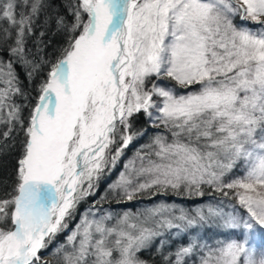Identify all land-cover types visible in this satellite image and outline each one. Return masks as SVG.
<instances>
[{"label":"snow or ice","instance_id":"1","mask_svg":"<svg viewBox=\"0 0 264 264\" xmlns=\"http://www.w3.org/2000/svg\"><path fill=\"white\" fill-rule=\"evenodd\" d=\"M50 7L49 0H0V48L11 54L0 60V139L23 135L16 183L0 198V264H42L46 237L66 227L94 178L148 134L135 126L140 114L161 131L111 186L118 199L191 197L206 185L225 196L232 190L243 214L235 205L193 214L159 202L138 215L85 217L68 236L71 249L56 250L57 264H146L138 253L159 229L194 234L212 222L233 230L230 237L214 246L197 237L174 264L194 252L200 264H264V250L250 239L264 230V0H70L71 19L55 17L65 35L58 57L33 62L27 41L43 35L36 29ZM12 56L30 66L29 76L47 65L27 122L12 99L24 95ZM153 80L199 88L178 94ZM237 162L244 171L226 179Z\"/></svg>","mask_w":264,"mask_h":264},{"label":"rangeland","instance_id":"2","mask_svg":"<svg viewBox=\"0 0 264 264\" xmlns=\"http://www.w3.org/2000/svg\"><path fill=\"white\" fill-rule=\"evenodd\" d=\"M233 23L239 26L242 22L239 17H237L234 19ZM244 23L247 26H251V22ZM160 82L161 81H158L156 83ZM196 87L198 89L199 85H192L188 88L179 86L180 90H176V92L178 94H188L195 91ZM117 147L118 146L113 144L110 145L109 149L105 150V154L107 155L108 151L115 152ZM138 153L143 154L144 152ZM136 156L137 153H125L122 151L114 166L109 165L108 167H105L99 177L94 178V188L92 189L91 194L80 198L75 204V207L71 210L72 214L65 217L64 222L66 223V227L62 231H58L50 239L46 237L47 246L42 248L39 253L42 256V264H45V262L46 264H57V257L55 255L56 250L58 248H63L65 250L71 249V245L68 242V236L76 230L77 226L81 224L85 217L89 220H91L94 216L99 218L102 215L106 216L108 214H111L113 217H122L126 212L138 215L144 212L145 209L151 208L159 202L174 204L178 208L190 210L193 214L196 209H206L209 204L213 207H220L225 212H231L234 210L233 206H223L221 203L214 201H204L200 204H181L176 201H169L167 198L159 196L160 194L158 196H148L146 193L138 194L135 199L131 201L127 199H118L117 192L113 190L111 186L119 180L120 174L126 170L125 166L129 165L136 158ZM238 171L239 172H236L237 174L235 176H239L244 169L240 166V170ZM235 210L239 214H243L244 212V210L237 203L235 204ZM176 214L178 215L179 213L177 212ZM108 223H112V221H108ZM159 231L161 234L153 238L149 247L143 249L140 253H143V257H146L147 255L145 254L148 253L155 254L163 252L165 259L174 264L176 254L179 249L188 246V244L194 239H197V237L202 238L200 241L201 244L206 243L210 246H214L219 241L228 239L233 230L224 228L222 225L212 222L203 226H198V230L194 234L192 229L185 232H178L176 229H159ZM235 231L237 234H240L241 232L240 229H236ZM245 235H247V233H245ZM210 236H212V238ZM250 239L252 245L257 250H264V230L256 228L251 234ZM140 253H138L139 256ZM183 259L185 264H200L201 255L194 252L193 256H187ZM145 262L146 264H150L147 261Z\"/></svg>","mask_w":264,"mask_h":264},{"label":"trees","instance_id":"3","mask_svg":"<svg viewBox=\"0 0 264 264\" xmlns=\"http://www.w3.org/2000/svg\"><path fill=\"white\" fill-rule=\"evenodd\" d=\"M51 7L47 13L42 17V22L37 26L36 33L43 32V35L36 34L27 41V51L29 59L35 62L36 58L39 57L41 60L54 61L58 55L59 50L65 43V35L57 29L55 24L56 14H62L67 19H71L70 13L66 11L67 5L70 0H49ZM75 2V0H71ZM43 21H47L44 23ZM250 24V23H249ZM10 53L4 52L3 48H0V60L7 61ZM11 62L14 67V71L20 81V87L22 88L24 95L16 94L12 97L13 101L20 106L21 115L27 122L29 113L32 107L35 105L38 99L39 85L44 79L47 71L46 64H40L37 71L32 76L28 75V68L21 63L15 56L11 57ZM154 83L158 82L153 80ZM160 83L173 87L174 90H180L179 86L174 81L164 80ZM4 85L0 84V88ZM194 88V87H193ZM197 89V87L195 88ZM135 120V126L137 128L148 129V134L141 136L138 139L133 140L123 149L125 153H138L147 151L146 145L152 140L153 134L160 132L161 129L149 127L145 123L146 117L140 114L138 117L133 118ZM6 126L0 125V133L5 131ZM167 134V133H165ZM14 138L10 137L8 141L0 139V198L6 197L7 193H10L13 186L16 183V171L18 167V159L22 154V140L23 135L13 134ZM120 143L119 139L113 144L118 146ZM240 170V163L233 167V169L227 174L228 177H234ZM203 195H193L191 197L187 195H178L175 193L160 194L159 196L167 198L169 201H176L181 204L196 203L200 204L204 201H214L221 203L223 206L235 205V200L232 199V190L225 189L228 192V196H225L222 192L212 191L208 186H202L201 189ZM158 196V195H157ZM125 205V204H124ZM212 238V236H210ZM140 253V258L147 261L150 264H172L171 261L165 259L163 252L155 254ZM144 255V256H145ZM146 259V260H145Z\"/></svg>","mask_w":264,"mask_h":264}]
</instances>
